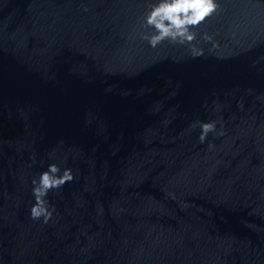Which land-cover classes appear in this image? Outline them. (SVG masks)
Instances as JSON below:
<instances>
[{
  "label": "water",
  "instance_id": "1",
  "mask_svg": "<svg viewBox=\"0 0 264 264\" xmlns=\"http://www.w3.org/2000/svg\"><path fill=\"white\" fill-rule=\"evenodd\" d=\"M155 3L0 0V264H264V0H216L195 58L142 40Z\"/></svg>",
  "mask_w": 264,
  "mask_h": 264
},
{
  "label": "clouds",
  "instance_id": "2",
  "mask_svg": "<svg viewBox=\"0 0 264 264\" xmlns=\"http://www.w3.org/2000/svg\"><path fill=\"white\" fill-rule=\"evenodd\" d=\"M149 7L151 11L141 22L142 40L147 41L153 49L159 47L166 40L173 44H191L193 45L194 58L204 55L203 49L194 46L198 33L193 29L217 11L219 6L216 0H158V3L150 4ZM149 29L153 31L149 33ZM204 39L210 42L213 38L205 34ZM217 123L216 121L200 122L199 140L201 143L207 140L210 133L216 132ZM60 173V167L57 164H51L47 171L40 174L38 179H33L32 194L35 204L30 209L31 219L39 221L43 218L44 223H48L52 219L54 209H49L46 197L50 191L60 189L75 179L70 168L65 169L62 175Z\"/></svg>",
  "mask_w": 264,
  "mask_h": 264
}]
</instances>
